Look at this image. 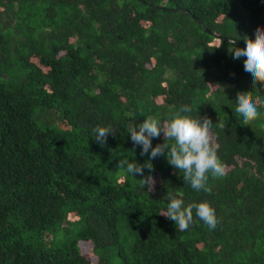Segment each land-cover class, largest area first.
Returning a JSON list of instances; mask_svg holds the SVG:
<instances>
[{
    "label": "trees",
    "instance_id": "1",
    "mask_svg": "<svg viewBox=\"0 0 264 264\" xmlns=\"http://www.w3.org/2000/svg\"><path fill=\"white\" fill-rule=\"evenodd\" d=\"M257 34L264 0H0V264H264V115L233 105L264 88L231 63ZM183 105L213 126L208 199L163 156L149 189L118 166L147 159L130 125ZM169 192L216 232L159 214Z\"/></svg>",
    "mask_w": 264,
    "mask_h": 264
},
{
    "label": "clouds",
    "instance_id": "2",
    "mask_svg": "<svg viewBox=\"0 0 264 264\" xmlns=\"http://www.w3.org/2000/svg\"><path fill=\"white\" fill-rule=\"evenodd\" d=\"M231 63L234 67L242 66V77L252 86L259 83L260 87L264 88V34L254 36L251 47L245 43L242 54L232 56ZM216 88L224 97L225 88L219 85ZM233 105L235 119L245 125L264 115L248 96L238 98ZM191 112L189 105H183L166 120L148 116L130 125L127 133L130 134L133 144L140 147V155H147V159L141 164L135 159L123 157L118 161V166L128 175L142 176L141 180L149 189L153 184L152 160L163 156L169 165L183 172V180H186L193 190L208 199L209 182H222L224 174L217 163L216 149L212 145L211 121L207 116L200 118L198 115H191ZM113 131L109 126L100 125L92 129L94 140L101 146H104L108 135ZM161 134L164 137L163 142L153 146V138ZM145 169L149 170L148 175H144ZM165 199L166 208L159 214L173 221L179 230H188L195 224L208 235L216 232L218 225L215 217L206 207H200L195 202H186L181 192H169Z\"/></svg>",
    "mask_w": 264,
    "mask_h": 264
},
{
    "label": "rangeland",
    "instance_id": "3",
    "mask_svg": "<svg viewBox=\"0 0 264 264\" xmlns=\"http://www.w3.org/2000/svg\"><path fill=\"white\" fill-rule=\"evenodd\" d=\"M211 140H212V144H213L214 143V136L213 135H211ZM82 250L86 254H89V252H90V250L87 246H83ZM93 261L95 262V259H93Z\"/></svg>",
    "mask_w": 264,
    "mask_h": 264
},
{
    "label": "water",
    "instance_id": "4",
    "mask_svg": "<svg viewBox=\"0 0 264 264\" xmlns=\"http://www.w3.org/2000/svg\"><path fill=\"white\" fill-rule=\"evenodd\" d=\"M159 8H160V7H159ZM170 10H174V9H170ZM182 11H184V10H182ZM197 21H198V20H197ZM198 23H199V24H201V22H200V21H198Z\"/></svg>",
    "mask_w": 264,
    "mask_h": 264
}]
</instances>
